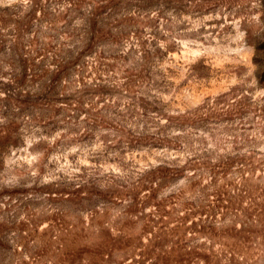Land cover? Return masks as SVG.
<instances>
[{
  "label": "rangeland",
  "instance_id": "1",
  "mask_svg": "<svg viewBox=\"0 0 264 264\" xmlns=\"http://www.w3.org/2000/svg\"><path fill=\"white\" fill-rule=\"evenodd\" d=\"M0 264H264V0H0Z\"/></svg>",
  "mask_w": 264,
  "mask_h": 264
}]
</instances>
